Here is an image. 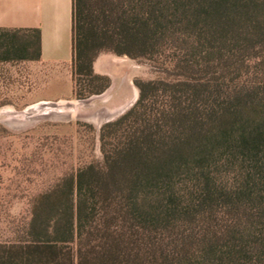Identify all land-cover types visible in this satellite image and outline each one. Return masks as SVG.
I'll use <instances>...</instances> for the list:
<instances>
[{"label":"trees","instance_id":"trees-1","mask_svg":"<svg viewBox=\"0 0 264 264\" xmlns=\"http://www.w3.org/2000/svg\"><path fill=\"white\" fill-rule=\"evenodd\" d=\"M2 37L0 59L38 56L37 30ZM101 52L157 75L100 126L99 160L33 197L0 264H264V0H72L75 97L110 85ZM197 216L187 237H152Z\"/></svg>","mask_w":264,"mask_h":264},{"label":"rangeland","instance_id":"rangeland-1","mask_svg":"<svg viewBox=\"0 0 264 264\" xmlns=\"http://www.w3.org/2000/svg\"><path fill=\"white\" fill-rule=\"evenodd\" d=\"M25 37L22 32L16 36ZM3 41L4 37L0 53ZM32 53L30 46L27 54ZM93 69L109 77L105 90L83 98L56 97L57 87L40 84L38 70L27 59H0V241L10 239L28 217L33 197L65 174L101 158L100 126L134 103L138 95L134 79L153 78L158 68L124 54L101 52ZM190 183L181 179L177 192L188 196ZM200 219L159 227L152 237L162 243L180 240L197 230ZM216 220L217 227L220 218Z\"/></svg>","mask_w":264,"mask_h":264},{"label":"crops","instance_id":"crops-1","mask_svg":"<svg viewBox=\"0 0 264 264\" xmlns=\"http://www.w3.org/2000/svg\"><path fill=\"white\" fill-rule=\"evenodd\" d=\"M0 28L37 30L38 56L27 61L40 84L57 87L56 97L73 94L72 0H0Z\"/></svg>","mask_w":264,"mask_h":264},{"label":"bare ground","instance_id":"bare-ground-1","mask_svg":"<svg viewBox=\"0 0 264 264\" xmlns=\"http://www.w3.org/2000/svg\"><path fill=\"white\" fill-rule=\"evenodd\" d=\"M60 106V105H59ZM74 107V106H73Z\"/></svg>","mask_w":264,"mask_h":264}]
</instances>
